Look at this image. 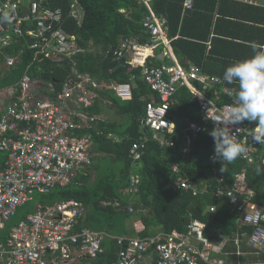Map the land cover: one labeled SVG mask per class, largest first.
<instances>
[{"label":"built area","instance_id":"obj_1","mask_svg":"<svg viewBox=\"0 0 264 264\" xmlns=\"http://www.w3.org/2000/svg\"><path fill=\"white\" fill-rule=\"evenodd\" d=\"M47 1L0 0V16L7 12L13 17L11 23L0 22V57L9 68L16 67L22 52L12 56L6 54V50L14 46L15 40L23 38L30 39L28 49L35 55L26 68L27 75L9 91L10 103L0 115V235L4 233V238L0 236V264H91L105 253L107 238L117 241L121 247L113 264H264L262 259L233 262L215 257L219 251L217 242L206 237L207 226L199 220L189 221L185 233L159 231L145 238L112 236L105 231L81 227L79 222L85 218V208L75 200L40 204L34 213L5 232L7 222L16 215L19 207L33 200L36 192L47 195L55 187H66L79 171L91 166L93 137L85 132L104 119L90 115L86 110L100 99V92L108 90L125 102L133 99L134 86L131 83L101 84L89 74L80 73L76 64L72 67V75L59 90L54 83H49L47 89L37 84L32 69L40 56L71 59L72 55L82 51L73 41L74 37L62 28L65 15L62 8H50ZM140 1L148 8L143 20V26L149 32L147 42L132 36L123 39L112 51L115 60L124 66L141 69L142 80L152 92L151 98L145 102V113L140 121L149 131V137L136 141L130 149V156L134 161L140 160L150 140L162 146L175 145L174 141L167 142V136L175 130L170 110L174 94L182 87L189 90L197 103L202 120L201 123L191 121L183 131L186 142L182 151L189 155L193 137L213 123L206 118L210 102L213 104L210 116L219 115L220 109L235 104V91L223 87L220 92L215 89L222 85L218 76L203 73L196 66H182L167 37L165 18L154 12L152 0ZM184 8L192 10L193 0H185ZM82 14L83 8L73 1L70 15L81 20ZM210 45L208 43L209 48ZM150 58H166L172 64L156 66ZM209 89H213L212 97L207 95ZM222 94L228 97V101L223 102ZM229 127L234 132L237 128H255L247 120ZM239 138L246 147V152L239 158L248 164L254 163L262 144L253 142L244 132ZM213 155L210 156L213 165L221 163L213 162ZM261 162L264 165V154ZM172 169L177 175V189L191 192L193 196L204 192L183 176L176 165ZM216 176L218 184L225 186V172L217 170ZM138 183V178L132 175L130 193H138ZM217 194L229 199L230 212L238 214L242 223L254 227L248 244L257 256H264V206L253 203L250 190L245 194L219 187ZM105 205L119 207L120 204L109 202ZM129 212L135 213L136 210L129 207ZM139 212L147 213L144 209ZM209 212L216 213L217 207L210 206ZM236 243L238 245L239 241Z\"/></svg>","mask_w":264,"mask_h":264},{"label":"trees","instance_id":"obj_2","mask_svg":"<svg viewBox=\"0 0 264 264\" xmlns=\"http://www.w3.org/2000/svg\"><path fill=\"white\" fill-rule=\"evenodd\" d=\"M73 1L83 8L81 20L70 15ZM184 2H151L154 12L166 20L167 37L171 40L175 57L185 68L196 66L203 73L218 76L222 80V85L215 87L218 91L221 92L223 87L235 91V83L227 84L223 80L224 71L235 61L252 55L250 42L264 44V6L243 0H193V9L187 10ZM46 5L62 8L65 14L62 28L74 37L73 41L82 51L72 55L71 59L42 55L34 61L32 74L42 89L54 83L59 90L72 75V67L76 64L80 73L89 74L101 84L131 83L134 90L133 99L126 102L108 90L100 92L99 95L110 101L111 105L104 107L103 102L97 100L86 112L99 116L103 115L105 108L114 109L124 118V122L107 119L87 129L85 133L93 137V163L79 171L70 185L55 187L43 195L46 198L42 204L78 201L85 208V218L80 220V226L97 232L105 231L112 236L145 238L159 231L185 233L191 220L205 223L206 237L213 242L217 239L216 229L223 230L225 236L232 240L237 234L240 238L244 233L251 236L254 227L240 228L235 222L237 217L229 210L228 200L217 194L219 187L225 186L218 184L216 176L221 164L213 165L210 161L215 146L208 133L214 128V123H209L204 132L193 137L189 155L182 151L186 142L183 131L188 122L202 121L198 105L187 88H179L174 94L175 103L170 110L175 130L167 136V142L174 141L175 145L162 146L150 140L140 160L134 161L130 156L132 145L149 135L140 121L145 113V102L151 98L152 92L142 80L141 69L125 67L115 60L112 51L123 39L132 36L147 42L149 32L143 26L148 14L145 4L140 0H48ZM30 42L28 38L15 40L14 46L7 49L6 54L15 56L21 51L22 66L27 68L35 58L28 49ZM208 43L211 44L210 48ZM153 64L170 65L172 61L153 59ZM221 96L223 102L228 101V97ZM251 123L256 127V122ZM263 152L264 145H260L253 165L238 157L225 167V185L230 187L233 175L247 169L248 183L257 192L260 203H264ZM175 165L183 176L204 192L193 196L191 192L177 189V175L172 169ZM132 175L139 180L136 194L129 192ZM109 202L120 205L106 206L105 203ZM212 205L217 207L216 213L209 212L208 208ZM129 207L136 212L130 213ZM142 209L147 211L145 215L139 212ZM129 222L135 223L134 227H129ZM232 240L230 248L234 249ZM243 246L244 250L253 251ZM104 247L105 253L91 264H113L117 261L121 250L117 241L107 238ZM254 255L243 258V261L258 259L259 256Z\"/></svg>","mask_w":264,"mask_h":264},{"label":"clouds","instance_id":"obj_3","mask_svg":"<svg viewBox=\"0 0 264 264\" xmlns=\"http://www.w3.org/2000/svg\"><path fill=\"white\" fill-rule=\"evenodd\" d=\"M13 17L5 12L0 16V22L11 23ZM252 55L235 61L226 68L223 80L227 84L235 83V104L226 105L220 109V114L210 116L213 104L210 102L206 109V118L214 123V128L208 133L214 141L213 162L219 161L225 172V164L230 163L246 152L239 135L244 132L253 142L264 145V44L250 42ZM256 122L254 129L235 132L229 125H238L244 121ZM259 172L260 170L257 169ZM158 233V232H157ZM216 242V241H215Z\"/></svg>","mask_w":264,"mask_h":264},{"label":"crops","instance_id":"obj_4","mask_svg":"<svg viewBox=\"0 0 264 264\" xmlns=\"http://www.w3.org/2000/svg\"><path fill=\"white\" fill-rule=\"evenodd\" d=\"M244 1V0H243ZM245 2V1H244ZM247 2H253L255 4H261V6H264V0H248ZM19 52V51H18ZM16 54V56H18L20 53ZM159 57L161 58L162 56L160 55V52H159ZM0 77L1 79L7 77V74L10 73L11 71V68H9L6 63H5V60L3 57H0ZM159 59V58H158ZM165 59V58H164ZM164 59H159V60H164ZM177 59V58H176ZM150 61L153 60L152 58L149 59ZM125 67H128V66H125ZM13 69V68H12ZM12 84V83H11ZM7 85V86H2L4 87V91H0V97H2V99L0 98V115L2 114V112L4 111L5 107L10 103V97L8 96L7 93H5V91L7 90L6 87H11V86H16V85ZM146 84V83H145ZM148 86V85H147ZM200 88H202V86L200 85ZM213 89H209L207 91V95H210V91H212ZM213 92V91H212ZM212 95V94H211ZM99 101H102L103 103L102 106L106 107V106H110L111 102L108 101V100H104L103 97L101 96ZM98 101V102H99ZM109 102L110 105H108L107 103ZM174 103H175V100H174ZM173 103V104H174ZM107 109V108H106ZM105 109V111H106ZM99 117L103 118V119H106L107 116H106V112L103 113V115H99ZM106 117V118H105ZM116 118V117H115ZM113 118L112 120H109V121H114ZM109 119V118H108ZM194 121V120H193ZM116 122V121H114ZM172 122L173 119H172ZM191 122V121H190ZM188 122V124L190 123ZM118 123V122H117ZM188 126V125H187ZM148 136L144 137V138H148ZM264 154V152H263ZM263 154L261 155V158L263 157ZM262 163V162H261ZM218 164H221V166L223 167L222 163H218ZM217 164V165H218ZM248 164V163H247ZM254 163L252 164H248V165H253ZM264 166V165H263ZM221 167V168H222ZM225 167H226V164H225ZM220 170V169H218ZM175 174V173H174ZM226 175V174H225ZM237 175H239V177H237ZM226 177V176H225ZM227 178V177H226ZM232 179V186H227L225 185V187L229 188L230 190H239V191H236V192H243V193H247L248 190L252 191V201L253 203L257 204V205H261V206H264V203H260L258 202V194L257 192L250 187L249 183H248V180H247V169H242L241 171L239 172H236L234 175H233V178ZM176 182V181H175ZM226 183H227V180H226ZM225 200V199H224ZM226 200H228V207H229V199L226 198ZM40 205V204H38ZM38 205L36 206V209L38 207ZM215 206V205H214ZM35 209V210H36ZM209 209V208H208ZM236 217H237V220L235 221L238 226L241 228V227H252L251 225H247L245 223H242L240 220L241 218L239 217L238 214H234ZM216 234H217V239H216V242H217V249L219 250L216 254H215V257L217 258H224V259H227L228 261H233V262H247V261H243V258L251 255V256H255V250L253 249V251H248V250H244V245H246L247 247H250L248 242H249V239H250V235H247V233H244L242 238L239 237V235L237 234L235 237V239H230L229 237L225 236L224 234V231H221L219 229H216L215 230ZM231 240L234 241V246L233 248L234 249H231L230 248V245H231ZM236 241H239V244L237 245ZM246 243V244H245ZM227 246L229 247V249L227 248ZM251 248V247H250ZM238 253H240V257L238 255ZM260 259L264 260L263 257L259 258L258 259H250V262H256V261H259ZM80 264V263H78Z\"/></svg>","mask_w":264,"mask_h":264},{"label":"rangeland","instance_id":"obj_5","mask_svg":"<svg viewBox=\"0 0 264 264\" xmlns=\"http://www.w3.org/2000/svg\"><path fill=\"white\" fill-rule=\"evenodd\" d=\"M23 60H20L16 67H14L13 69H11L10 73L7 74V77L8 79L0 81V91H4V87H2L3 85H9L11 82H13L14 84L13 85H18L19 82L22 80V78L27 75V69L26 67L22 66L23 64ZM7 90L5 91V93H9V91L12 90L13 86L11 87H6ZM2 99V97H0ZM108 105L109 102L107 103ZM106 109V108H105ZM106 116L107 118L104 119V120H107L108 118L110 120H112L113 118L114 121L118 122V123H123L124 122V118L119 116L116 111L114 109H109L107 108L106 109ZM44 198H46V196H43V194H40L38 192H36L34 194V198L32 201L26 203L25 205L19 207L16 215L10 220L7 222V227H6V230L5 232H8L12 229V227H14L16 224H18L19 221H22V219L25 218V216H27L28 214H31V213H34L35 212V209H36V206L38 204H42V200H44ZM129 227H134L135 223H131L129 222L128 223ZM223 231V230H221ZM134 235V234H133ZM1 238H4V233H1ZM227 248L229 249V247L227 246Z\"/></svg>","mask_w":264,"mask_h":264}]
</instances>
